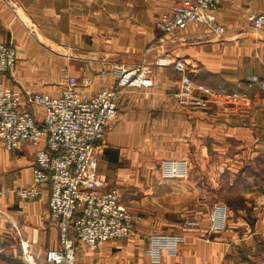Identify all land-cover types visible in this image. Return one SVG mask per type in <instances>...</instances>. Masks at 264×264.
Returning <instances> with one entry per match:
<instances>
[{"label":"crops","instance_id":"crops-1","mask_svg":"<svg viewBox=\"0 0 264 264\" xmlns=\"http://www.w3.org/2000/svg\"><path fill=\"white\" fill-rule=\"evenodd\" d=\"M17 2L20 18L0 0V30L20 56L16 71L0 74V81L56 95L65 82L63 66L90 76V91L115 84L112 74L99 73L104 65L145 58L154 70L149 86L118 95V115L96 164L106 186L119 187L122 202L143 220L126 239L96 251L81 245L77 264H264V92L246 81L250 74L264 77V29L255 31L247 19L251 12L264 14V0L222 1L217 19L226 36L237 39L221 42L205 23H194L164 43L156 21L173 0ZM160 57L187 59L194 78L212 87L247 90L251 106L240 108L227 97L218 99L216 110L180 104L172 95L180 73L157 65ZM41 113L37 107L38 119ZM35 152L30 142L14 150L0 142V264H43L47 250L59 247L49 186L36 199L17 193L33 181ZM165 158L191 159L189 177L162 179ZM218 200L229 208L227 227L210 233L208 211ZM191 216L200 219L198 226L184 224ZM154 232L183 234L186 241L177 255L164 253L154 262L145 253Z\"/></svg>","mask_w":264,"mask_h":264},{"label":"built area","instance_id":"built-area-1","mask_svg":"<svg viewBox=\"0 0 264 264\" xmlns=\"http://www.w3.org/2000/svg\"><path fill=\"white\" fill-rule=\"evenodd\" d=\"M19 15L17 0H2ZM168 11L161 14L156 27L161 31L159 41L176 35L194 23H205L219 41L237 39L226 36V28L217 19L223 0H173ZM248 22L255 31L264 29V14L249 13ZM147 52V51H146ZM147 53H145L146 56ZM20 60L13 41L7 42L0 30V74H12ZM159 66H173L180 73L179 87L172 95L182 105L215 109L220 97H227L240 108L252 104L250 93L212 87L194 78L193 65L184 58L170 61L156 59ZM94 65V64H92ZM64 85L60 93L29 91L0 81V142L9 150L30 142L36 146L33 181L19 188L23 200L40 197L44 187L50 189L49 220L59 228V247L50 248L43 264H77L81 245L96 251L110 240L129 237L143 220V215L128 208L123 192L107 187L97 172V154L110 123L118 115V95L126 87L143 89L151 84L153 66L143 58L133 65L125 63L104 65L101 75L112 74V87L90 91V76L74 75L67 66L61 68ZM248 86H257L264 92V77L250 74ZM42 109L38 119L36 108ZM193 168L188 158H165L160 162L162 179H186ZM229 208L224 202H214L208 211L210 233L226 229ZM187 227L200 224L191 216L185 219ZM186 236L174 232H154L147 238L146 255L160 262L164 253L177 255ZM30 259L29 252L24 250Z\"/></svg>","mask_w":264,"mask_h":264},{"label":"rangeland","instance_id":"rangeland-1","mask_svg":"<svg viewBox=\"0 0 264 264\" xmlns=\"http://www.w3.org/2000/svg\"><path fill=\"white\" fill-rule=\"evenodd\" d=\"M213 202H214V201H213ZM215 202H224V200H223V201L218 200V201H215Z\"/></svg>","mask_w":264,"mask_h":264}]
</instances>
